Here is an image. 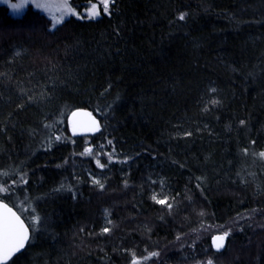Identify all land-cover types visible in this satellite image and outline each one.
<instances>
[{
  "label": "trees",
  "instance_id": "trees-1",
  "mask_svg": "<svg viewBox=\"0 0 264 264\" xmlns=\"http://www.w3.org/2000/svg\"><path fill=\"white\" fill-rule=\"evenodd\" d=\"M78 108L95 134L70 136ZM261 152L264 0H113L55 28L0 3V185L40 217L9 264H264Z\"/></svg>",
  "mask_w": 264,
  "mask_h": 264
},
{
  "label": "snow or ice",
  "instance_id": "snow-or-ice-1",
  "mask_svg": "<svg viewBox=\"0 0 264 264\" xmlns=\"http://www.w3.org/2000/svg\"><path fill=\"white\" fill-rule=\"evenodd\" d=\"M7 2V0H5ZM113 0H98V3L102 5L103 11L108 13L110 3ZM28 3V0H20L19 3H13L9 6L12 8L14 12L20 11L24 8ZM35 7L42 10H50L52 5L47 3L38 2L35 4ZM57 7L62 9L61 15L59 17L52 15V27L55 28L57 25L63 22L65 16H79L80 14L75 11V9L69 4L68 0H63V3L59 4ZM87 18L94 19L100 15V10L97 6V3H90V6L86 10ZM183 20L184 14H181L179 17ZM81 115L80 113H73V116ZM83 115H87L90 117L89 128L90 130H98L99 124L95 120V118L91 117L90 113H84ZM243 123V122H242ZM75 131V124H74ZM59 139V137H57ZM245 154H247V150H244ZM82 154H92L91 148H86L85 153ZM262 158H264V152L259 154ZM111 159V158H110ZM99 167L103 168L104 165L100 164L97 161ZM96 184H100L99 181H94ZM102 188L103 185L100 184ZM9 192V188L5 186H0V194H5ZM153 199L156 200V196H153ZM157 203L166 204L167 200H157ZM169 208L171 204L167 205ZM203 215V213H201ZM40 222L39 216L32 217V221L30 224H25L24 220L21 219L20 215L17 212L13 211L11 207L7 203H4L2 198H0V264H9V261L19 253L25 245L30 241L31 233L30 228L35 231V225ZM104 232H108L109 229H103ZM229 235V232L225 231L221 235H216L212 237V241L217 250L224 246V240ZM158 253H151V256H156ZM134 256V254H133ZM150 257H145V259H149ZM132 264H140V261L135 257L132 260ZM208 264H212V261L209 260Z\"/></svg>",
  "mask_w": 264,
  "mask_h": 264
},
{
  "label": "rangeland",
  "instance_id": "rangeland-1",
  "mask_svg": "<svg viewBox=\"0 0 264 264\" xmlns=\"http://www.w3.org/2000/svg\"><path fill=\"white\" fill-rule=\"evenodd\" d=\"M20 2V0H7V2H5V0H0V3L1 4H3V5H6L7 6V8H8V10H9V12H11L13 15H18V14H21L22 12H23V10L26 8V6H31L33 9H37V10H39L48 20H50V22H51V26H52V20H51V17H52V15H55V16H57V17H59L60 15H61V12H62V9H60L59 7H57L59 4H61V3H63V0H39V2H41V3H47V4H50V5H52V7H51V9L50 10H42V9H38V8H36L35 7V4L38 2V0H28V3H27V5L24 7V8H22L20 11H18V12H14L13 10H12V8L9 6L10 4H13V3H19ZM68 2H69V0H68ZM90 3H97V6H98V8H99V10H100V13H105L104 11H103V7H102V5H100L99 3H98V0H96V1H92V2H88V4H86V6L84 7V9L82 10V11H76L77 13H79L80 15L79 16H74V17H76V18H78V17H80V18H87V15H86V10H87V8L90 6ZM112 3V2H111ZM111 3H110V5H111ZM70 4V3H69ZM109 10H110V6H109ZM109 10H108V12H109ZM68 16H65V18H67ZM65 18H64V20H65ZM87 19H89V18H87ZM63 20V21H64ZM67 123H68V119H67ZM68 127H69V123H68ZM69 132H70V127H69ZM71 137H74L73 135H70ZM82 136V135H81ZM57 137H61V136H57ZM87 142V140L85 139V141L83 142L84 143V147H83V150H82V152L83 153H85V149L86 148H91L90 146H88L87 144L88 143H86ZM92 149V148H91ZM93 150V149H92ZM103 153H100V151L98 152V154L96 155V156H103L102 155ZM75 155H77V154H73V158H75ZM84 155H88V154H84ZM92 155V154H91ZM71 158V156H69V155H66L65 156V160H64V165H65V163H67V161L69 160ZM71 160V159H70ZM75 162V161H74ZM0 186H5V187H8L9 188V192L7 193V194H10L11 196H12V198L14 197V199H13V204L15 205V209H17V211L19 212V214L24 218V219H29V221L31 222V219H30V213H31V211H33V208H32V206L31 205H29V199L26 197V196H23L22 194L21 195H19V196H17L16 195V189H14L13 187H12V185H10V184H4V185H0ZM16 186H21V184H18V185H16ZM13 193V194H12ZM15 193V194H14ZM0 195H4V194H0ZM16 195V196H15ZM31 217H32V215H31ZM255 228H257V229H263L264 228V224H260V225H257ZM213 232H211V234H210V236H209V238L214 234V233H223L224 231H226V230H221V231H216L215 229H213L212 230ZM252 239H254V238H252ZM248 244L249 245H252L253 244V248L254 249H256L255 247L258 245V242L257 241H255V240H250L249 242H248ZM145 257H150V255L149 256H147V255H144L143 257H140V258H136L137 260H139L140 261V264H146V262H149L148 260L149 259H145ZM220 260H222V261H224V258L223 257H219L218 259H213V260H211L212 261V264H222V262L220 261ZM130 264H132L131 262H130ZM195 264H197V263H195ZM203 264H208V261H205V263H203Z\"/></svg>",
  "mask_w": 264,
  "mask_h": 264
},
{
  "label": "water",
  "instance_id": "water-1",
  "mask_svg": "<svg viewBox=\"0 0 264 264\" xmlns=\"http://www.w3.org/2000/svg\"><path fill=\"white\" fill-rule=\"evenodd\" d=\"M73 113H80L81 115H77V116H73ZM84 113H90L91 114V117L95 118V120L98 122L99 124V127H100V121H98L97 117L95 115H93L92 112H90L88 109L86 108H78V109H74L72 111V113L69 115L68 117V123H69V127H70V133L74 136V135H84V134H95L98 130H90L89 128V121H90V117L87 116V115H83ZM74 124H75V131H74ZM4 203H7L6 201L3 200ZM8 204V203H7ZM9 205V204H8ZM9 207H11V205H9ZM12 208V207H11ZM13 209V208H12ZM13 211L17 212L16 209H13ZM17 214L19 215V213L17 212ZM21 217V216H20ZM22 219V218H21ZM24 220V219H22ZM25 222V221H24ZM26 224V223H25ZM225 232V231H224ZM223 232V233H224ZM223 233H214L209 241H210V244H211V248L213 251H223L225 249V246L227 244V238L228 236L225 238L224 240V246L222 248H220L219 250L216 249V247L214 246L213 244V241H212V237L213 236H216V235H221ZM27 245V244H26ZM25 245V246H26ZM25 248V247H24ZM23 248V249H24ZM23 249L20 251L22 252ZM19 252V253H20ZM18 254V253H17ZM16 254V255H17Z\"/></svg>",
  "mask_w": 264,
  "mask_h": 264
},
{
  "label": "bare ground",
  "instance_id": "bare-ground-1",
  "mask_svg": "<svg viewBox=\"0 0 264 264\" xmlns=\"http://www.w3.org/2000/svg\"><path fill=\"white\" fill-rule=\"evenodd\" d=\"M69 117V116H68ZM19 213V212H18ZM20 215V214H19ZM21 216V215H20ZM21 218H22V216H21ZM23 219V218H22ZM25 221V220H24ZM26 223V222H25Z\"/></svg>",
  "mask_w": 264,
  "mask_h": 264
}]
</instances>
